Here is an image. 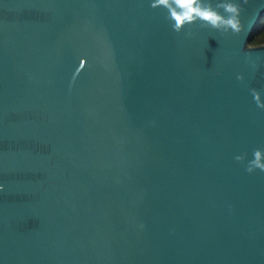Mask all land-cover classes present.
Listing matches in <instances>:
<instances>
[{"label": "water", "instance_id": "water-1", "mask_svg": "<svg viewBox=\"0 0 264 264\" xmlns=\"http://www.w3.org/2000/svg\"><path fill=\"white\" fill-rule=\"evenodd\" d=\"M206 2L0 0V264H264V0Z\"/></svg>", "mask_w": 264, "mask_h": 264}, {"label": "clouds", "instance_id": "clouds-1", "mask_svg": "<svg viewBox=\"0 0 264 264\" xmlns=\"http://www.w3.org/2000/svg\"><path fill=\"white\" fill-rule=\"evenodd\" d=\"M244 4L248 0H243ZM151 7L155 9H164L166 11L165 19L169 22L171 28L176 33H182L186 28L199 23L203 27H208L214 30L233 33L239 35L244 32V26L241 21V13L243 11L239 3H223L219 7L227 15H222L206 0H152ZM191 35V32L188 33ZM248 45L246 51L254 52L260 49L253 50L252 44ZM243 79V77H239ZM255 101L259 102V93L253 90ZM259 108L264 109V104H260ZM235 160L244 166V169L249 174H254L259 170L264 172V148L254 149L252 158L248 159L247 153L237 155Z\"/></svg>", "mask_w": 264, "mask_h": 264}, {"label": "trees", "instance_id": "trees-1", "mask_svg": "<svg viewBox=\"0 0 264 264\" xmlns=\"http://www.w3.org/2000/svg\"><path fill=\"white\" fill-rule=\"evenodd\" d=\"M255 36L256 39L252 45H264V17L260 20L259 26L257 27L255 33L253 34L251 43Z\"/></svg>", "mask_w": 264, "mask_h": 264}]
</instances>
